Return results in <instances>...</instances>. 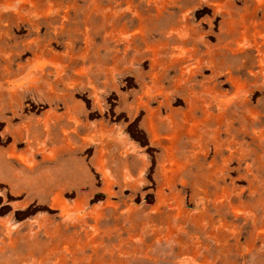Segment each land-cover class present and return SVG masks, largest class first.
I'll return each instance as SVG.
<instances>
[{
    "label": "rangeland",
    "instance_id": "374dc122",
    "mask_svg": "<svg viewBox=\"0 0 264 264\" xmlns=\"http://www.w3.org/2000/svg\"><path fill=\"white\" fill-rule=\"evenodd\" d=\"M27 1L0 0V264H264V0Z\"/></svg>",
    "mask_w": 264,
    "mask_h": 264
},
{
    "label": "bare ground",
    "instance_id": "6f19581e",
    "mask_svg": "<svg viewBox=\"0 0 264 264\" xmlns=\"http://www.w3.org/2000/svg\"><path fill=\"white\" fill-rule=\"evenodd\" d=\"M27 0H24V3L26 2ZM27 3H28V1H27ZM20 17V16H19ZM42 17V16H41Z\"/></svg>",
    "mask_w": 264,
    "mask_h": 264
}]
</instances>
